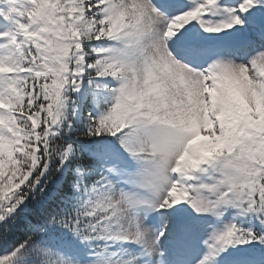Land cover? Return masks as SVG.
<instances>
[{
	"label": "snow or ice",
	"instance_id": "snow-or-ice-1",
	"mask_svg": "<svg viewBox=\"0 0 264 264\" xmlns=\"http://www.w3.org/2000/svg\"><path fill=\"white\" fill-rule=\"evenodd\" d=\"M0 264H264V0H0Z\"/></svg>",
	"mask_w": 264,
	"mask_h": 264
}]
</instances>
